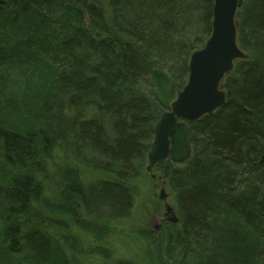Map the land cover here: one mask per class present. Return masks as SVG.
Listing matches in <instances>:
<instances>
[{
	"label": "trees",
	"instance_id": "1",
	"mask_svg": "<svg viewBox=\"0 0 264 264\" xmlns=\"http://www.w3.org/2000/svg\"><path fill=\"white\" fill-rule=\"evenodd\" d=\"M213 6L0 0V167L9 176L0 185V264H73L81 244L66 214L96 232L131 216L128 183L170 106L159 86L173 101L186 85L191 54L212 33ZM238 17L246 56L223 81L226 104L189 122L185 164L157 166L180 216L165 236L168 264H264V0H244ZM56 150L109 178L86 185L63 165L49 195L37 173Z\"/></svg>",
	"mask_w": 264,
	"mask_h": 264
},
{
	"label": "rangeland",
	"instance_id": "2",
	"mask_svg": "<svg viewBox=\"0 0 264 264\" xmlns=\"http://www.w3.org/2000/svg\"><path fill=\"white\" fill-rule=\"evenodd\" d=\"M102 4L104 11L109 14L110 8L107 2L103 1ZM162 86H159L160 94L166 102L171 104L172 100L170 101L167 92L162 90ZM106 126L108 131H111L109 120ZM73 161L69 162L63 153L57 150L51 151L50 155L44 159L42 163L44 168L37 173V177L49 195L54 196L58 192L59 178L56 171L63 165L70 164L77 168L86 185L109 178L108 174L92 167L84 159L75 158ZM136 164V173L128 183L134 196V208L129 218L102 221L100 225L104 230L100 229L96 232L83 230L70 215L66 214L70 231L81 244V252L70 253L73 264H168L170 262L165 236L171 225L179 226L180 223L167 221L166 226H162L163 220L179 216L176 194L169 186L168 177L164 176V171L158 167L148 170V158ZM8 179L7 172L0 167V185L7 184ZM163 187L168 194L167 201L160 198ZM166 202L176 208L175 215H165ZM82 220L88 224H97L91 222L94 220L85 215H82ZM97 249H102L104 254L98 253Z\"/></svg>",
	"mask_w": 264,
	"mask_h": 264
},
{
	"label": "water",
	"instance_id": "3",
	"mask_svg": "<svg viewBox=\"0 0 264 264\" xmlns=\"http://www.w3.org/2000/svg\"><path fill=\"white\" fill-rule=\"evenodd\" d=\"M240 4L241 0H214L212 33L204 46L192 53L186 85L154 127L148 153L149 171L167 160L175 164L187 162L193 152V133L188 122L201 119L226 104L222 81L233 70L235 62L245 56L238 41L236 19ZM160 198L167 200L165 188L161 189ZM166 211V215H175L169 203ZM167 221L177 223L179 219L173 216Z\"/></svg>",
	"mask_w": 264,
	"mask_h": 264
}]
</instances>
